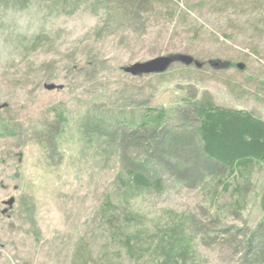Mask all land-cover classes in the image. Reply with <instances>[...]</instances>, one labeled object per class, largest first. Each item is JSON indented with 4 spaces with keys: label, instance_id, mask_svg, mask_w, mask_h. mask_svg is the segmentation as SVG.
Here are the masks:
<instances>
[{
    "label": "rangeland",
    "instance_id": "1",
    "mask_svg": "<svg viewBox=\"0 0 264 264\" xmlns=\"http://www.w3.org/2000/svg\"><path fill=\"white\" fill-rule=\"evenodd\" d=\"M179 53L202 66L125 72ZM207 98L264 120V0H0V264H158L172 229L187 264H264V171L203 153ZM124 233L152 246L131 255Z\"/></svg>",
    "mask_w": 264,
    "mask_h": 264
},
{
    "label": "trees",
    "instance_id": "2",
    "mask_svg": "<svg viewBox=\"0 0 264 264\" xmlns=\"http://www.w3.org/2000/svg\"><path fill=\"white\" fill-rule=\"evenodd\" d=\"M217 63L210 62L214 65ZM191 107L199 120L197 133L200 147L209 159L228 167L231 174L242 172L256 164L264 171V120L246 110L217 106L209 98L194 103ZM164 117L165 113L162 111L152 122L163 121ZM142 124L149 122L144 120ZM129 180L137 190L153 185L149 177L133 171L129 174ZM157 184L160 186L158 181ZM225 189H228V186ZM110 206V203L105 205L107 213ZM262 208L264 211V197ZM177 233L181 232L172 229L160 237L159 245L153 251L158 254V257L153 258L156 263L158 261V264H187L188 251L185 241ZM120 234V238L116 236L118 240L123 239V232ZM124 237L125 247L131 255L143 252L141 248L148 247L149 250L152 246V238H147L145 234L138 233L132 237L124 233Z\"/></svg>",
    "mask_w": 264,
    "mask_h": 264
},
{
    "label": "water",
    "instance_id": "3",
    "mask_svg": "<svg viewBox=\"0 0 264 264\" xmlns=\"http://www.w3.org/2000/svg\"><path fill=\"white\" fill-rule=\"evenodd\" d=\"M178 61L186 66H190L193 64H195L199 68L202 66V64L199 61H197L193 56L179 53L173 55L159 56L145 62H137L129 67H126L125 72L132 74L134 76L143 75V74L163 73L173 63ZM47 88L49 90H53L61 87L55 84H51ZM14 203H15V198H11L9 201L5 202V204L10 207H12Z\"/></svg>",
    "mask_w": 264,
    "mask_h": 264
},
{
    "label": "clouds",
    "instance_id": "4",
    "mask_svg": "<svg viewBox=\"0 0 264 264\" xmlns=\"http://www.w3.org/2000/svg\"><path fill=\"white\" fill-rule=\"evenodd\" d=\"M3 18L6 22L14 24L20 34L29 35L38 31V26L31 25L27 9L21 10L18 6H10L3 9Z\"/></svg>",
    "mask_w": 264,
    "mask_h": 264
}]
</instances>
